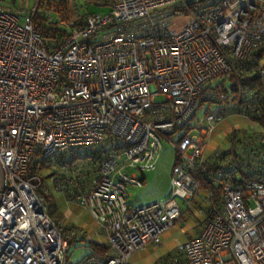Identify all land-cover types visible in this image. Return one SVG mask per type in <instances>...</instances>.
I'll return each instance as SVG.
<instances>
[{
    "label": "built area",
    "instance_id": "obj_1",
    "mask_svg": "<svg viewBox=\"0 0 264 264\" xmlns=\"http://www.w3.org/2000/svg\"><path fill=\"white\" fill-rule=\"evenodd\" d=\"M24 2L0 0V264H130L201 196L209 209L199 232L164 264H264V129L234 127L230 147L206 155L227 117L257 122L254 90L237 81L234 99L231 76L264 46V0H109L85 18L74 4L52 39L35 18L54 22L57 0ZM165 140L176 151L171 191L132 206L129 188L156 169ZM103 144L96 181L76 197L107 251L70 263L44 167ZM52 183L65 190L60 177Z\"/></svg>",
    "mask_w": 264,
    "mask_h": 264
},
{
    "label": "rangeland",
    "instance_id": "obj_2",
    "mask_svg": "<svg viewBox=\"0 0 264 264\" xmlns=\"http://www.w3.org/2000/svg\"><path fill=\"white\" fill-rule=\"evenodd\" d=\"M43 15L45 14L43 13ZM53 17L56 19L52 15ZM185 20V15L176 18L175 27L180 28ZM59 25L63 26V23L60 22ZM262 65H264V56L260 60V67ZM201 116H203L202 111L199 112L193 123ZM225 121L221 130L218 129L209 136L207 156L216 148L226 150L230 147L228 134L231 132L230 129H234V127L248 133H255L263 129L262 124L237 114L227 117ZM93 149V147L74 149L67 154L53 158L44 167L49 209L52 216L62 224L66 235L71 240L69 244L72 253L79 250V245L77 244L86 242V237L88 236V232L77 225L89 226L93 219L85 207L78 205L76 197L80 192L89 191L98 177L101 159L91 163L85 155L86 150L91 152ZM97 149H100V147H97ZM175 158L174 145L165 140L156 169L145 173V181L142 186H131L129 188L132 193L129 197V202L132 206L160 200L170 193ZM53 176H58L63 180L65 185L63 192H59L54 188L52 183ZM179 201L181 200L179 199ZM208 209L209 199L207 196L204 198L201 196L199 201L194 202L193 210L182 216L178 223L165 231L158 243L136 251L130 258V264H164L173 257L181 256L177 250L178 244L184 242L196 230L197 232L200 230L201 224L198 225V223L206 216ZM77 256V253L73 255L74 258Z\"/></svg>",
    "mask_w": 264,
    "mask_h": 264
},
{
    "label": "trees",
    "instance_id": "obj_3",
    "mask_svg": "<svg viewBox=\"0 0 264 264\" xmlns=\"http://www.w3.org/2000/svg\"><path fill=\"white\" fill-rule=\"evenodd\" d=\"M65 6L66 4L64 1L57 5L58 7L57 11L59 12L60 15H63L64 11L66 10ZM59 22L60 21L49 22L47 21V19L43 14H38L35 18L36 26L41 31V33L48 39L54 38L55 35L57 34V31L60 29ZM263 56H264V46H262L255 52L254 60L250 61L249 63H243L240 72L236 75L233 74L231 76V79L233 82L232 84L233 92L236 93V97H234V99L236 100L238 99L237 81H239L241 85L251 87L254 90L256 102L249 103L250 105L252 104V106L249 107L248 112L249 115L252 117V119H255V121L262 124L264 129V83L261 76H259L260 60L262 59ZM245 138H246L245 132H242L239 135V139H245ZM106 146H107L106 144H103L100 146V149L94 148L93 150H91V152L86 150L85 155L88 161L93 163V162H97L99 159H102L107 153ZM213 164L215 165L216 163ZM102 247H103L101 249L102 251H97L95 253L99 255H103L107 251V248L104 245Z\"/></svg>",
    "mask_w": 264,
    "mask_h": 264
},
{
    "label": "crops",
    "instance_id": "obj_4",
    "mask_svg": "<svg viewBox=\"0 0 264 264\" xmlns=\"http://www.w3.org/2000/svg\"><path fill=\"white\" fill-rule=\"evenodd\" d=\"M63 1L66 4V6H65L66 10L70 9L75 4L77 7V10L75 11V13H76V15H80L82 18H85L89 14H93V13L107 12L109 10V4H110L109 0H57L58 4L63 2ZM24 4L25 5L27 4V0H26V2H24ZM47 14L48 15L51 14V15L56 17V19L53 17V21H60L62 18V15H60L59 13H57L55 11H53V12L50 11ZM225 120L226 119H224L223 121H221L217 125L215 131L218 129H220V130L222 129L223 123L226 122ZM230 130H232V129H230ZM208 147H209V145H208ZM207 150H208V148H207ZM207 150H206V152H207ZM210 155H208V156H210ZM144 177H145V175H144ZM78 205H80V204H78ZM88 213H89V211H88ZM91 217L93 218V219L91 218L92 219V222H90L91 225H89V226L77 225L78 227H81L82 229L87 231L88 236L86 237V239H87L86 242H81V243L77 244V245H79V248H78L79 250L77 252L75 251L72 253V249L70 250V252H69V262L70 263H74V262L78 261L81 258V256L86 254V253H89V252L95 253L97 251H102L101 250L103 248L102 246L103 245L106 246L105 245V241L107 238L106 232H104L101 229L100 225L97 223V221L94 219V217L92 215H91ZM77 218H79V217H77ZM198 232L196 230V232L192 235H189V237L196 235ZM71 253H72V255H71ZM76 253L78 256L76 258H74L73 255Z\"/></svg>",
    "mask_w": 264,
    "mask_h": 264
}]
</instances>
